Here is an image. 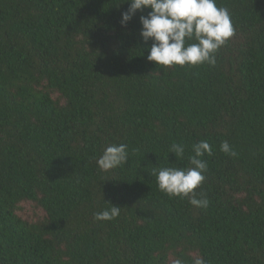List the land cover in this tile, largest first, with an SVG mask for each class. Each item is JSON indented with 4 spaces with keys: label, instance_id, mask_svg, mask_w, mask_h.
<instances>
[{
    "label": "trees",
    "instance_id": "obj_1",
    "mask_svg": "<svg viewBox=\"0 0 264 264\" xmlns=\"http://www.w3.org/2000/svg\"><path fill=\"white\" fill-rule=\"evenodd\" d=\"M216 2L235 32L215 65L162 69L150 9L122 27L127 0H0V264H264V0ZM201 140L207 208L152 175ZM120 143L126 164L101 171Z\"/></svg>",
    "mask_w": 264,
    "mask_h": 264
},
{
    "label": "clouds",
    "instance_id": "obj_2",
    "mask_svg": "<svg viewBox=\"0 0 264 264\" xmlns=\"http://www.w3.org/2000/svg\"><path fill=\"white\" fill-rule=\"evenodd\" d=\"M129 8L121 14L124 27L139 11L150 9L147 16H140V36L145 43L151 41L147 60L164 69L173 66L194 67L208 64L214 66L216 53L234 35L235 29L229 10L218 7L216 0H127ZM225 154L235 157L237 153L227 141L220 145ZM170 153L183 158L185 147L173 142ZM192 155L188 157L190 167H153L159 190L166 195L180 198L191 197L190 205L207 208L209 200L205 196L196 198L194 190L206 179L207 162L202 159L210 156L212 149L207 140L192 145ZM128 161L127 145L112 144L106 147L97 160L101 171H109L123 166ZM110 204V203H109ZM121 207L110 204L93 215L96 221H111L118 217ZM174 264H183L176 259ZM195 264H204L197 259Z\"/></svg>",
    "mask_w": 264,
    "mask_h": 264
},
{
    "label": "rangeland",
    "instance_id": "obj_3",
    "mask_svg": "<svg viewBox=\"0 0 264 264\" xmlns=\"http://www.w3.org/2000/svg\"><path fill=\"white\" fill-rule=\"evenodd\" d=\"M23 218H34V210L31 206L26 205L23 213L20 214Z\"/></svg>",
    "mask_w": 264,
    "mask_h": 264
}]
</instances>
